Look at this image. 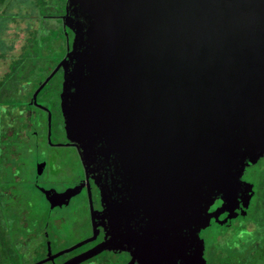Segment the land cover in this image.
I'll list each match as a JSON object with an SVG mask.
<instances>
[{"label":"water","instance_id":"1","mask_svg":"<svg viewBox=\"0 0 264 264\" xmlns=\"http://www.w3.org/2000/svg\"><path fill=\"white\" fill-rule=\"evenodd\" d=\"M62 21L72 50L33 98L65 69L68 139L110 179L111 237L81 260L206 264L201 231L248 209L264 157V0H67Z\"/></svg>","mask_w":264,"mask_h":264},{"label":"flooded vegetation","instance_id":"2","mask_svg":"<svg viewBox=\"0 0 264 264\" xmlns=\"http://www.w3.org/2000/svg\"><path fill=\"white\" fill-rule=\"evenodd\" d=\"M73 40L67 38L65 54L49 70L44 81L68 50H72ZM64 75L65 69L61 67L49 80L47 91H40L36 100L33 98L36 91H33L29 100L13 108L19 114L13 117L9 137L0 140V155L6 157L2 160L4 167H0V264H139L130 251L119 248L105 249L81 260L111 237L102 195V189L110 184V179L109 173L102 169H93L94 172L87 174L77 147L68 139L61 97ZM34 140V148L39 142L47 147L49 159L39 161L37 174L27 186L32 198L24 199V179L20 173L23 162L19 157L23 155L24 144ZM255 165L264 172V157ZM253 166L247 167L242 178L253 185L254 194L248 209L244 210V202H240L232 209L234 212L241 207L248 213L256 198L262 197L257 192L256 182L249 177ZM47 169L60 174L59 177L66 176V179H52L47 175ZM67 191L77 193L68 199L62 195ZM37 201L43 204L41 214ZM258 205L259 212H263L264 201L259 200ZM215 210L209 209L210 212ZM219 214L220 221L226 219L227 213ZM245 218L242 221L252 219V216L249 214ZM234 221L237 228L240 222ZM246 228L247 232L256 230L253 222ZM200 237L205 243L204 257L208 262L207 238L203 230ZM260 243L258 240L256 245L260 246Z\"/></svg>","mask_w":264,"mask_h":264},{"label":"trees","instance_id":"3","mask_svg":"<svg viewBox=\"0 0 264 264\" xmlns=\"http://www.w3.org/2000/svg\"><path fill=\"white\" fill-rule=\"evenodd\" d=\"M32 13L25 11L22 13H11V0H0V59L7 60L10 58L8 70L0 76V140L8 138V131L13 117L19 112L13 110L24 104L31 98L33 91H36L43 83L49 70L60 60L65 54V46L67 38L73 40V33L68 30L64 31L63 21L58 16H64L66 13L67 0H27ZM28 7V6H27ZM26 9H29L28 8ZM42 10L41 13H38ZM36 11V12H35ZM10 17V25H18V14L23 17L33 19L58 20L61 27L56 24H44L42 32H32V37L28 38L26 44L21 48L18 55H9L16 48L15 41L6 43L5 35L8 32L4 28L6 18ZM31 23H28V29L31 30ZM20 27V26H19ZM18 29H21V27ZM10 28V27H9ZM39 32V33H38ZM48 83L41 91L48 90ZM2 156L0 155V159ZM2 161V160H1ZM257 175L256 189L259 196L256 198L255 204L252 205L248 213L240 207L235 210L233 218L223 225L215 224L203 232L207 238V248L209 249L208 262L206 264H259L264 262V256L257 257L254 251L260 250V246L256 245L264 233V211H260L258 205L259 200L264 201V172H261L256 165L251 168L249 177ZM253 180V176H252ZM223 204L218 199L217 204L211 207L215 209L216 205ZM221 211V208L219 209ZM225 214V213H221ZM251 214L252 219L245 220L246 216ZM240 222L237 228L234 227L235 221ZM250 222L256 226V230L247 235V226ZM241 232L245 233L243 240L238 239ZM239 244V247L236 245ZM262 254V253H261Z\"/></svg>","mask_w":264,"mask_h":264},{"label":"rangeland","instance_id":"4","mask_svg":"<svg viewBox=\"0 0 264 264\" xmlns=\"http://www.w3.org/2000/svg\"><path fill=\"white\" fill-rule=\"evenodd\" d=\"M11 2H12V8H13L10 11L11 13H22L25 11H29L30 13H32V11H34L33 9L30 8L31 6L28 5L27 0H11ZM27 6L29 7V9L25 10V8ZM41 11L42 10H39L38 13H41ZM10 17H11V15L9 14V16L6 18V21L4 23V28L8 31V32H6L4 41L9 44L10 43L9 41L14 40L16 48L9 55L20 54L21 48L26 44L27 39L32 37V32L37 31L39 28H40L39 31L42 32L43 26L45 23L48 25L49 24L50 25L56 24L57 26L61 27V24L58 20L51 19V20H47L44 22V20H42V19H39V20L36 19L35 20V19L29 18V17H27L26 19L23 20V17L19 16V14H18V21H17L18 25L15 26L14 24H11V26H9L10 25V23H9ZM28 23H31L30 24L31 30L28 29ZM19 26L21 27V29H18ZM9 62H10V58H8L7 60L0 59V76L8 70ZM34 142H35V140L32 142H29L27 144H24V147L22 149L23 155H20V157H19V161L23 162V165L21 167L22 171H20V173L24 179V183H23L24 199H27V196H29L31 193L29 190V187H27V186H28V184H30V182H33L35 175L37 174L36 170H37V165L39 164V161H48V159H49L48 158L49 153H48L47 147L43 146L42 142H39V146H36V148H34V145H35ZM30 148H33L32 151L26 152V150L27 149L29 150ZM5 158H6L5 156H2V158L0 159V167H4V164L2 163L1 160H5ZM47 175L51 176V178L56 177V179H60V180L66 179V176L59 177L60 174H58V173L55 174L50 169L48 170ZM47 175H45V176H47ZM252 176H253V180L256 182L258 180L257 175L254 174ZM252 176L250 177V179H252ZM31 198L32 197L29 196L28 199H31ZM37 202L39 203V205L37 206V209L39 211V214H41L42 209H43V204L41 201H37ZM217 202H218V200H216L212 205H210V209H211V207L215 206L214 204H217ZM222 207H223V204H222V206H221V204H218V205H216L215 209L219 210L220 208L222 209ZM259 240H261V243H260L261 250H256L253 252V254L255 256H257L258 258L261 257V255L264 256V241H263L264 236L259 237ZM207 251H208L207 255L209 256V254H210L209 249ZM259 264H264V262H260Z\"/></svg>","mask_w":264,"mask_h":264},{"label":"clouds","instance_id":"5","mask_svg":"<svg viewBox=\"0 0 264 264\" xmlns=\"http://www.w3.org/2000/svg\"><path fill=\"white\" fill-rule=\"evenodd\" d=\"M247 235H248V236H251L252 233H251V232H248ZM244 238H245V233H244V232H241V233L239 234L238 239L243 240ZM236 246L239 247V244H237Z\"/></svg>","mask_w":264,"mask_h":264}]
</instances>
